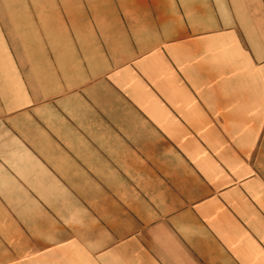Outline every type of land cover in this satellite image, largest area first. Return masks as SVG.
Segmentation results:
<instances>
[{
	"label": "crops",
	"instance_id": "crops-1",
	"mask_svg": "<svg viewBox=\"0 0 264 264\" xmlns=\"http://www.w3.org/2000/svg\"><path fill=\"white\" fill-rule=\"evenodd\" d=\"M0 264H264V0H0Z\"/></svg>",
	"mask_w": 264,
	"mask_h": 264
},
{
	"label": "rangeland",
	"instance_id": "rangeland-1",
	"mask_svg": "<svg viewBox=\"0 0 264 264\" xmlns=\"http://www.w3.org/2000/svg\"><path fill=\"white\" fill-rule=\"evenodd\" d=\"M30 1H36V0H30Z\"/></svg>",
	"mask_w": 264,
	"mask_h": 264
}]
</instances>
